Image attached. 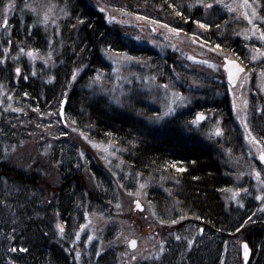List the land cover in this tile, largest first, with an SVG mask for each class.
Listing matches in <instances>:
<instances>
[{"label":"rangeland","instance_id":"374dc122","mask_svg":"<svg viewBox=\"0 0 264 264\" xmlns=\"http://www.w3.org/2000/svg\"><path fill=\"white\" fill-rule=\"evenodd\" d=\"M11 2L14 6L8 12H5L4 8L9 0L0 2V25L4 16L9 19L7 29L0 26L2 57L5 55L4 49H9L3 62L18 61L20 57H25L30 76L43 78L47 75V79L51 78L53 68L64 58L63 50L72 51L62 38L65 35L66 39L70 36L75 37L78 30L82 29L86 17L95 23L97 15L103 13L105 21L113 24L112 29L121 31L116 44L119 46L121 43L123 49H116L117 45L107 39L100 45L93 63H89L88 60L83 62L84 65L79 68L77 75H81L80 70L88 67L85 79L88 81L87 89L90 94L102 99V104L108 109L132 112L135 128L140 127L143 132H148L147 129L156 131L165 140L164 146L166 139H172L174 145L186 144L189 150L191 145L203 144L223 162L227 177L231 181L229 186L221 190L225 204L230 207L244 205L248 201L257 206L254 211L258 210L264 215L261 207L264 200L256 199L257 196L264 194V184L261 183V180H264V165L257 161L260 151L264 148V88H262L264 78L260 76L261 69H264V57L251 60L253 49L264 46V41L250 32L247 37L241 35L251 28L242 15L243 0H204V3L212 2L211 8H206L204 3H197V0H166L165 4L162 0H11ZM249 2L256 7L258 13L255 22L259 28L264 29V20L259 18L263 17L261 1ZM26 3L55 4L56 7L45 25L39 23V20L43 19L46 8L42 7L38 16L30 9L24 8ZM229 5L233 6L232 10L229 9ZM62 8L67 15L61 12ZM248 11L250 13L251 9ZM27 15L32 27H39L42 31L46 40L45 45L40 48L19 42L14 52H10L11 44L8 41H12L13 28L10 19L17 16L22 28ZM80 18H83V23L79 22ZM222 18L225 21L220 32L223 36L219 37L221 34H217L218 39H222L220 44L222 48L213 50L219 43L208 40L206 31L213 26L212 24L215 27ZM52 20H56V23L53 24ZM197 20L211 27L202 28L196 23ZM175 28L181 31L179 33L172 31ZM54 35L57 37L54 38ZM235 39L240 43L236 46L237 52L232 50H235L234 47L229 46ZM20 48H24L25 52L20 53ZM28 49L39 50L34 53L35 60L27 55ZM49 51L52 55L49 62L45 63ZM225 55L242 62L248 73L247 77L242 73L233 86L227 81L223 69ZM189 57L196 59L192 60ZM204 60H209L217 66L211 67L209 64L201 63ZM16 67H20L19 64ZM33 71L35 75L32 74ZM98 73L102 75V80L94 82ZM18 77L15 72V80ZM244 80L246 83L241 87V81ZM164 84L171 87L165 90ZM172 91L182 93L187 102L178 105L173 115L160 121L154 120L157 113L165 111V104L170 99ZM3 95L4 92L0 91V103ZM114 96L120 97L122 102L117 104L113 100ZM5 99L7 101L1 104L4 112L12 110L14 120L8 124L11 131L4 144V150L9 152L8 156L15 166L28 170L36 167L42 176V188L46 197L51 198L53 190L58 187L57 163H60V160L54 162L53 156L55 151L64 152L62 149L71 153L75 166L81 167L82 181L86 188L97 185L96 177L89 167L91 164H95L104 177L111 179L114 203L107 206L106 212H103V209L100 211L94 209L91 212L85 210L83 221L80 223L85 227L81 230L79 225L72 239L75 255L79 253V256H87L90 245L95 242L96 254L112 252L117 259L116 264L145 262L150 264L152 261L168 264L171 256L168 253V239L177 232L174 226L184 219L181 210L178 208L175 210L178 204L174 199L177 184L172 177L173 172L181 170L178 163L183 162L181 159L185 154L184 146L170 151L168 156L172 163L167 162L168 166L165 164L166 169H162V172H159L161 166L154 173L148 170L146 172L149 174L135 172L128 163V157H132L130 152L114 142L90 138L86 132L67 120L64 114L61 115L60 109L59 112L58 109L39 112L33 106L27 109L24 102L13 99L10 95L5 96ZM234 99L238 109L233 108ZM245 100L248 101L247 107L244 104ZM226 105L228 110L223 113L219 106ZM201 112L205 119L199 124H193V119ZM6 115L5 118L8 120L9 115ZM244 120L247 121L250 134L261 141L259 144L247 138L249 131L242 123ZM141 123H145L147 127L141 128ZM216 127L223 129L219 136L215 133ZM85 136L88 139H85ZM94 143L99 146L94 147ZM81 152L84 153L83 156ZM256 172H260L259 179ZM150 190H156L155 194L164 198L166 203L164 213L158 212L154 199H151ZM234 195L236 198H233ZM137 200L143 205L142 210L136 207ZM186 219L183 225L187 232L177 233L175 239L182 236L188 238L191 243L197 233L189 232L190 219ZM161 220L166 222L161 223ZM173 220L176 223H172ZM58 224L62 225L56 223ZM57 230L59 231L58 228ZM77 232L80 239L76 238ZM89 236L93 237L90 241ZM237 237L239 249L237 254L240 262L231 261L234 260L232 256L228 258V264L245 263L241 247L245 241L239 239L240 235ZM131 239L137 242L135 248L129 246ZM161 248L163 252L160 251ZM248 249L251 254L249 246Z\"/></svg>","mask_w":264,"mask_h":264},{"label":"trees","instance_id":"16d2710c","mask_svg":"<svg viewBox=\"0 0 264 264\" xmlns=\"http://www.w3.org/2000/svg\"><path fill=\"white\" fill-rule=\"evenodd\" d=\"M162 1L166 3V0ZM260 1L261 16L264 17V0ZM29 20L27 15L20 28L17 16L10 19L13 24L10 52H14L19 42L40 48L45 45L46 40L42 31L39 27H32ZM224 22L222 18L215 27L212 24L213 26L206 31V38L221 44L222 39H218L217 34H221L219 37L223 36L220 32ZM112 25L106 23L101 13L97 15L95 23L86 17L82 29L78 30L75 37L70 36L66 39L65 35L62 40L72 51L63 50L62 53L65 54L61 55L64 58L55 65L50 75L54 79H47V75L43 78L30 76L25 57H20L18 61L0 62V91L5 94L1 96L0 103V264L117 263L112 252L97 255L95 242L90 245L87 256L77 257L75 247L72 246L74 233L83 221L85 210L91 212L94 209L99 211L103 209V212H106L107 206L114 203L111 179L104 177L95 164H91L89 167L96 177L97 185L86 188L82 181L81 167L75 166L71 153L62 149L64 152L55 151L53 156L54 162L60 160V163H57L59 184L53 190L51 198L46 197L42 188V176L36 167L28 170L15 166L8 156L9 152L4 150V144L11 131L8 124L14 120L12 110L4 112L1 105L3 101H7L5 99L7 95L24 102L27 109L33 106L39 112L55 109L59 112L62 106L66 119L75 121L76 127L86 132L90 138L114 142L130 152L132 157H128V163L135 172L149 174L146 172L148 170L154 173L160 166L162 168L160 167L159 172H162V169H166L165 164L168 166L167 162L172 163L168 156L170 151L184 146L185 154H182L181 159L183 162L178 163V167L184 170L172 173L177 184L174 199L178 204L175 210L180 209L184 219L174 226L177 232L168 239V253L171 256L167 263L228 264V258L232 256L234 260L231 261L240 262L237 254L239 252L237 236L240 235L239 239L244 240L252 250L248 262L241 264H264V215L258 210L254 211L257 206L248 201L244 205L230 207L225 204L221 190L229 186L231 181L218 156L203 144L191 145L189 150L186 144L174 145L172 139H166L164 146L165 140L156 131L147 129L150 132L148 133L140 130V127L136 129L132 112L108 109L102 104V99L90 94L87 89L88 81L85 79L88 67L80 70L81 75H76L75 80L72 79L74 70L82 67L84 61L93 63L103 41L108 39L117 45L121 31L112 29ZM56 37L57 35H54V38ZM119 44L116 49H123V45ZM239 45L238 39L229 44L231 48H235L232 49L235 52L236 46ZM2 49L0 46V57L3 56ZM17 64L21 68V74L15 80ZM24 76L28 78L24 79ZM65 97L67 103L61 105L60 102ZM219 109L223 110V113L228 110L227 105L219 106ZM6 114L9 115L8 120L5 118ZM140 126L147 127L145 123H141ZM149 193L158 212L164 213L166 206L164 198L155 194L156 190H150ZM157 201L160 203L156 204ZM186 218L190 219L189 232L197 233L191 243L188 238L182 236L175 239L177 233L187 232L183 225V222L187 221ZM58 222L63 225V235L57 230ZM182 228L184 229L180 230ZM201 228L203 231H199ZM109 253L112 255L109 256ZM150 264L158 263L152 261Z\"/></svg>","mask_w":264,"mask_h":264},{"label":"snow or ice","instance_id":"6c2138e0","mask_svg":"<svg viewBox=\"0 0 264 264\" xmlns=\"http://www.w3.org/2000/svg\"><path fill=\"white\" fill-rule=\"evenodd\" d=\"M197 3H204V0H197ZM13 3L11 2V0H9V3L5 6L4 8V11L5 12H8L12 7H13ZM204 6L206 8H211L213 5H212V2H208V3H204ZM243 8H244V11L242 13L243 17L245 19H247L248 23L251 25V28L249 30H246L245 32H242L241 35H245L247 37V34L248 32L251 33V35H254V36H258V38L262 41H264V29H261L259 28V26L257 25V23L255 22V18L257 17L258 13L256 11V7L251 4L249 2V0H243V4L241 5ZM46 8V10L43 12V19L39 20V23L41 24H47L49 22V16L50 14L53 12V9L56 7L55 4H48V5H41V4H34V3H26L24 5V8L26 9H30L32 12L36 13L38 16L40 15V9L41 8ZM230 10H232L233 6L229 5L228 6ZM248 9H251V12L249 13ZM61 12L64 14V15H67V12L62 8L61 9ZM261 20H264V17H259ZM110 19H115V17H110ZM144 19H148V17H144ZM53 24L56 23V20H52L51 21ZM79 22L80 23H83V18H80L79 19ZM196 23L198 25H200V27L202 28H209L211 27V25L207 24V23H203L202 21L200 20H197ZM9 25V19L7 16H4L3 17V22H2V27H4L5 29H7ZM172 31L174 32H177L179 33L181 31V29L179 28H175V29H172ZM195 35V34H193ZM9 44L12 43L11 40L8 41ZM222 46L220 44H216L215 46V49L213 50H216V49H221ZM20 53H24L25 52V49L24 48H20ZM39 50L38 49H28L27 50V55L32 58L33 60L36 59V56L34 55L35 52H38ZM9 52V49L8 48H5L4 49V57H0V62H3V59H6L7 57V53ZM51 51H49L48 53V58H46L44 60L45 63H48L50 58H51ZM260 57H264V46L262 47H257V48H254L253 49V54L251 56V60L255 61L257 59H259ZM225 60L227 61L226 64L223 65V67H225L226 69H228V80L230 82V85H235L237 83V81L240 79V74L241 73H244L245 74V77L248 76V73L246 72V69L244 66H242L240 63H237L236 60H233V59H230L227 55H225ZM129 59H134L132 57H129ZM189 59H192V60H195L196 57H189ZM201 63H204V64H209L211 67H216L217 65L213 64L211 61L209 60H204V61H201ZM231 66V67H229ZM113 71H116V69H113ZM15 72L16 74L19 76L21 74V68L20 67H16L15 68ZM77 72H79V69H76L73 74H72V79L75 80L76 79V75H77ZM33 75H35V71H33L32 73ZM260 76L262 78H264V69H261V72H260ZM28 77L27 76H24V79H27ZM50 79H54V77L50 78ZM102 80V75L101 74H97V76L94 78V82H99ZM244 83H246V80L244 81H241V87L244 86ZM171 86L169 84H164L163 85V88L165 90H168ZM262 88H264V84H262ZM115 91V89L113 90ZM25 95H28V93H25ZM167 95V93H166ZM113 100L119 104L121 103V99L120 97L118 96H114L113 97ZM187 102V98L183 96L182 93H178L176 91H172L171 93V97L170 99L167 101V103L165 104V111L163 113H157L155 115V117L153 118L154 120L156 121H160L162 120L164 117H167V116H171L173 115L176 111H177V106L180 105V104H184ZM61 105H63L64 103H67V97H65V99L63 101L60 102ZM244 104H245V107H247V104H248V101L245 100L244 101ZM233 108L234 109H238V105L235 101V99L233 100ZM20 109H18L19 111ZM43 115V113H41ZM60 114L63 115L64 114V109L63 107L61 106V109H60ZM205 119V116L204 114L201 112V113H197L196 117L193 119L192 123L193 124H199V122L201 120ZM73 123H75V121H73ZM242 123H244L245 125V128L246 130H248V125H247V121L244 120L242 121ZM249 131V135H248V139L252 142H255L257 144H259L261 141L259 139H257L256 136H253L250 134V130ZM215 133L216 135H221L223 133V129L220 128V127H216L215 128ZM62 135H66V133H61ZM85 139H88L87 136H85ZM92 141H90L91 143ZM94 147H98L99 145H96L95 143L93 144ZM230 151V150H229ZM81 156L84 155L83 152L80 153ZM113 155L115 153H112ZM260 160L261 161H264V148H262V150L260 151ZM173 167H175V164L172 165ZM184 169H181V171H183ZM256 176H257V179L260 178V172H256ZM261 183L264 184V180H261ZM141 187H143V185H141ZM246 191V190H245ZM233 198H236L235 195L233 196ZM257 200H264V194L260 195V196H257L256 197ZM239 202V201H238ZM136 207L138 209H143V205L140 203L139 200H137L136 202ZM262 210H264V204H262ZM166 221H163L161 220V223H165ZM172 223H176L175 220L171 221ZM247 222V221H246ZM84 225H80V229L83 230L84 229ZM241 227H243V225H241ZM57 228L59 229L61 235H63L64 233V228L62 225L58 224L57 225ZM201 231H203V229L201 228ZM76 238L77 239H80V234L79 232H77L76 234ZM92 236H89L88 237V240H92ZM177 239H179V237H177ZM131 244V247L135 248L136 247V240H131L129 242ZM16 249L14 248L13 251H15ZM23 251H26V249H21ZM161 252H163V248H161L160 250ZM248 252H249V249H248V244L245 243L244 244V255H245V258H247L248 256ZM97 255H99V253H97ZM79 256V253H77V257Z\"/></svg>","mask_w":264,"mask_h":264},{"label":"water","instance_id":"95a60500","mask_svg":"<svg viewBox=\"0 0 264 264\" xmlns=\"http://www.w3.org/2000/svg\"><path fill=\"white\" fill-rule=\"evenodd\" d=\"M230 59L236 60L237 63H240V64L242 65V63H241L240 61H238L237 59H234V58H230ZM223 61H224V62H223V65L227 63V61L225 60V58L223 59ZM242 66H243V65H242ZM229 67H231V66H229ZM223 69H224V71H225L227 81L229 82V80H228V69H226L225 67H223ZM241 74H242V73H241ZM241 74H240V75H241ZM229 84H230V82H229ZM231 86H233V85H231ZM201 121H202V120H201ZM201 121H200V122H201ZM257 161L260 162V163H262V164L264 165V161H261V160H260V154H259V156L257 157ZM139 210H141V209H139ZM131 240H133V239H131ZM131 240H130V241H131ZM130 241H129V242H130ZM244 244H245V242L242 243L241 247H242V253H243V256H244L243 261L246 263V262H248V260H249V258H250V252H248V256H247V258H245V255H244ZM129 246H130V248H133V247H131V244H130V243H129Z\"/></svg>","mask_w":264,"mask_h":264},{"label":"flooded vegetation","instance_id":"af4514ba","mask_svg":"<svg viewBox=\"0 0 264 264\" xmlns=\"http://www.w3.org/2000/svg\"><path fill=\"white\" fill-rule=\"evenodd\" d=\"M238 61H239V60H238ZM241 63H242V62H241ZM242 65L244 66V64H243V63H242ZM244 67H245V66H244ZM223 102H224V101H223ZM223 102H222V103H223Z\"/></svg>","mask_w":264,"mask_h":264}]
</instances>
